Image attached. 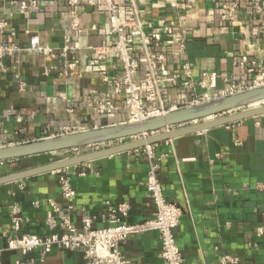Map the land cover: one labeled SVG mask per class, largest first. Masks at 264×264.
<instances>
[{"label": "crops", "instance_id": "0c3cea01", "mask_svg": "<svg viewBox=\"0 0 264 264\" xmlns=\"http://www.w3.org/2000/svg\"><path fill=\"white\" fill-rule=\"evenodd\" d=\"M6 1L0 0V7H7ZM231 2L238 4L237 25L232 30L221 21L222 4ZM137 10L152 52L164 56L157 65L158 75L177 80L175 85L162 87L160 102L149 107L169 109L204 103L229 96L234 85L252 87L264 77V17L254 15L250 0H138ZM75 16L82 31L75 39L80 48L76 55L51 59L22 51L0 57L4 69L0 73V149L128 123L129 114L119 100L106 103L114 106L109 112L99 114L93 109L110 93V78L115 73L112 63L103 62L97 74L84 49L112 41L106 16L86 6L78 7ZM71 20L65 0H50L46 8L29 17L14 15L0 34V45L25 49L29 39L36 37L59 48L64 36L73 37ZM238 26L248 32L242 33ZM253 29L256 35L251 34ZM177 38L183 39L184 50L176 43ZM132 54L139 62L135 75L139 82L146 72L145 57L138 48ZM67 62L75 67L65 73ZM187 69L190 78L186 77ZM211 75L213 81L209 80ZM20 83L25 85L22 91ZM128 141L81 151L90 153ZM150 146L156 157L162 156L157 171L162 194L182 210L174 236L184 264H219L221 255L237 257L238 264H264V233L256 234L258 228H264V115ZM143 148L77 166L86 170L85 176L71 177L75 191L71 219L77 228L81 217L92 218L95 228L106 226L110 222L107 204L129 205L126 217L118 215L125 223L151 217L154 206L145 188L149 160ZM40 157L47 160L36 156L0 163V168L8 169L0 177L31 169L30 162L39 163ZM48 200L64 210L57 176L52 173L0 185V249L5 246L1 235L10 232L13 205L27 220L21 234H48ZM120 250L131 264H165L159 258L160 242L154 232L129 237ZM32 256L36 258L38 253ZM19 258L18 252L0 254L3 264H14ZM42 264H83V260L78 252L54 250Z\"/></svg>", "mask_w": 264, "mask_h": 264}, {"label": "built area", "instance_id": "2783aa9c", "mask_svg": "<svg viewBox=\"0 0 264 264\" xmlns=\"http://www.w3.org/2000/svg\"><path fill=\"white\" fill-rule=\"evenodd\" d=\"M137 1L65 0L72 16L71 31L73 37L64 36L59 48L41 43L36 37L29 39V46L25 49H20L15 45H0V57L3 55L12 57L22 51L29 55L51 59L56 57L67 59V57L76 55L80 48L75 45V39L81 35L82 31L78 18L75 16V10L78 7L86 6L105 14L112 36V41L108 44L96 47L88 46L84 49L90 59V67L97 74L103 62L112 63L111 70L115 73L110 78V93H107L103 100L96 102V106L93 107L97 113L102 114L105 111H111L114 106L111 103L109 105L106 103L119 100L121 108L129 114L128 123H138L195 105L191 103L169 109L148 106L152 103H159L162 87L168 84L175 85L177 80L175 77L165 80L158 75L157 65L162 63L164 56L161 54L154 55L151 50L150 38L144 34L143 25L138 15ZM6 2H8L7 7H0L3 12L0 14V34L6 29L8 21L14 15L29 17L41 8H46L50 0H7ZM250 4L254 15L259 18L264 17L263 0H250ZM237 10L238 4L236 2L221 6V21L228 23L231 30L237 25L235 20ZM261 25L264 27V20H261ZM238 29L242 32L241 26H238ZM244 29L242 33L248 32L246 28ZM251 34L256 35V29H253ZM176 43L181 50H184L183 39L177 38ZM137 48L145 57L146 65V72L139 82L135 80L139 62L132 54V50ZM74 67L73 62L65 63V73ZM1 72H4L2 67H0ZM186 77L190 78L188 69L186 70ZM213 79L214 75H211L209 80L213 81ZM261 87H264V77L258 83H254L252 87L234 85L229 91V96ZM24 88L25 85L20 83V90L22 91ZM153 148V146H145L142 150L149 160L145 188L146 197L154 206V212L150 218L139 223H125L120 221L118 215L126 217L129 205L122 203L116 207H111L107 204L110 222L106 226L95 228L92 218L81 217L80 227L77 228L71 219L75 211V191L71 185V177L74 175L85 176L86 170L73 166L52 173L57 176L59 195L64 203V210L53 200L47 201L50 207L45 219L48 234L44 236L21 234L22 225L27 220L22 217L20 209L13 205L10 207L9 213L10 232L1 235L5 246L0 249V254L3 251L18 252L21 258L16 259L14 264H42L54 250L78 252L82 257L83 264H131L122 254L121 245L129 237L154 232L158 235L160 242L159 258L165 264H184L183 256L174 236L182 216V210L176 203L166 200L162 194L157 178L162 156L156 157ZM80 151L81 149L67 150L61 152L63 154L61 157L70 158L79 154ZM259 190H262V187H259ZM263 233L264 228L256 230L257 237ZM35 252L38 253L36 258L32 256ZM218 262L219 264H238L239 260L231 255H221ZM0 264L3 263L0 261Z\"/></svg>", "mask_w": 264, "mask_h": 264}, {"label": "water", "instance_id": "95a60500", "mask_svg": "<svg viewBox=\"0 0 264 264\" xmlns=\"http://www.w3.org/2000/svg\"><path fill=\"white\" fill-rule=\"evenodd\" d=\"M231 112L235 113L220 117ZM260 115H264V87L189 106L138 123H127L118 127L62 135L56 138H47L33 143L3 148L0 149V163L36 156H45L49 162L35 168L0 177V185L53 173L96 159L143 148L158 142ZM212 118L216 119L212 120ZM208 119L211 120L204 121ZM198 121L204 122L180 129H172L157 136L147 137L156 132ZM139 137L141 139L135 140V138ZM124 140L130 141L81 156L71 158L59 156V153L71 149L94 147Z\"/></svg>", "mask_w": 264, "mask_h": 264}, {"label": "rangeland", "instance_id": "374dc122", "mask_svg": "<svg viewBox=\"0 0 264 264\" xmlns=\"http://www.w3.org/2000/svg\"><path fill=\"white\" fill-rule=\"evenodd\" d=\"M174 128V127H173ZM83 154H86V153H84V151H81L80 153H79V155H75V156H71V157H76V156H81V155H83ZM70 157V158H71ZM38 162L39 163H36V161L35 162H30V164L28 165V166H31V168L32 167H35V166H37V165H43V164H45L46 162H47V160L44 158V157H40L39 158V160H38ZM34 163V164H33ZM7 170L8 169H6V168H0V175L4 172H7Z\"/></svg>", "mask_w": 264, "mask_h": 264}]
</instances>
